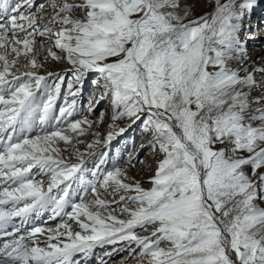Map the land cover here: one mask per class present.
Segmentation results:
<instances>
[{
    "label": "snow or ice",
    "instance_id": "snow-or-ice-1",
    "mask_svg": "<svg viewBox=\"0 0 264 264\" xmlns=\"http://www.w3.org/2000/svg\"><path fill=\"white\" fill-rule=\"evenodd\" d=\"M198 2L0 0V264H82L78 255L87 260L97 247L121 243L105 255L127 251L146 264H264V59L257 63L242 39L264 0H206L213 10L188 19ZM38 37L45 60L71 65L67 80V73L38 74ZM20 58L27 71L16 68ZM89 72L103 79L93 81L101 89L96 103L110 98L112 121L131 122L109 131L105 144L137 121L150 134L141 148L161 156L150 188L127 168L101 171L104 160L95 180L85 181L83 159L58 158L53 145L91 124L70 119ZM138 155L129 167L145 163ZM37 166L50 177L46 188L32 174ZM73 183L96 198L81 196L64 213ZM100 190L134 194L109 202ZM112 203L123 204L128 218L108 211ZM49 207L80 230L65 222L20 235L32 214ZM138 228L151 231L138 235Z\"/></svg>",
    "mask_w": 264,
    "mask_h": 264
},
{
    "label": "rangeland",
    "instance_id": "rangeland-1",
    "mask_svg": "<svg viewBox=\"0 0 264 264\" xmlns=\"http://www.w3.org/2000/svg\"><path fill=\"white\" fill-rule=\"evenodd\" d=\"M36 5L43 3L47 6L48 0H35ZM212 3L206 2V0H199L196 3L195 8L192 10L188 19H195L196 17L202 16L205 13L211 12ZM79 15V13H77ZM256 21V22H255ZM251 22V23H250ZM254 22V23H252ZM247 23H250L251 29L249 32H246L242 39L248 40V52L250 56L259 63L260 59H264V3H261L254 11L251 20ZM254 24V25H253ZM249 37H254L249 39ZM46 43V41H45ZM36 48L38 50V61L43 64V67L38 69L39 75H45L49 72L57 73L64 75L67 73L66 80L71 76L69 70L71 69V65L64 60H53L49 57L47 60L44 59L47 56V51L45 49L40 48V38H37ZM55 50V49H53ZM58 54H60L58 52ZM26 60L20 58L16 68L20 70V72L27 71L28 69L24 68V64ZM19 74V73H17ZM55 81V76L48 79V83L52 84ZM93 81H98L100 84L103 83V79L97 72H89L83 81V86L79 88L77 95L75 96L76 106L74 115L70 118L71 120H83L85 117L88 121L91 122L90 126L88 124H82L81 126L86 129L83 135H79L77 133L68 134L71 136V142L65 143L63 141H57L54 147L59 148V157L69 163H78L81 159H83L84 164V179L85 181H94L95 177L93 176V172L96 171L97 165H100V161L104 160L105 163L101 165V171H110L114 170L116 167L127 168L128 175L133 177L136 181L141 183V186L145 189L150 188L152 185L149 182V178L155 174V169L157 167L156 162L161 158L159 154H153L150 147L141 148V145H147L151 136L149 133L144 132L142 130V124L140 121H137L132 127L127 128L122 134L114 135L113 139L110 143L105 144V139L107 137V133L109 131L118 132L119 128H126L129 123H131L127 118L119 119L115 122L112 121V107H111V99L106 98L101 100L98 104L96 100L101 94V89L97 88ZM68 91L65 84L62 87V95L58 100V105L64 104L63 96ZM71 100L72 98L69 97ZM90 102L94 105V110L89 112ZM58 111V108H57ZM101 112H104L101 122ZM115 124L114 128L109 127L110 124ZM62 127H67L66 124L62 125ZM39 128L34 130L30 135L35 136L39 132ZM42 134V133H41ZM98 134V135H97ZM99 140V143H94ZM92 145V147H89ZM137 153L138 159L144 160V164L136 163L135 167H129L127 162L130 156H136ZM246 171H250V169H245ZM32 174L37 181H43L44 187H47V183L50 179L48 175L41 174L39 167H35L32 170ZM129 182V181H126ZM87 185H80L78 183H73V187L70 190V203L65 207L64 213L72 212L71 203H79L81 196H85L83 188ZM134 193H118L115 195H111L110 193H106L103 190H100V198L105 199L109 202L119 199L120 195H132ZM96 197L89 192L85 196V201H92ZM128 207H134L135 205H127ZM264 206V205H261ZM124 207L123 204L112 203L111 208L108 211H111L112 214L119 216L121 219H127L126 213H121L120 208ZM95 211V209H91ZM39 216L32 214L30 217L29 223L23 224L21 227L20 235H26L28 231H30L33 227H42L44 229H52L56 230L59 225L67 222L71 225L72 231H79V227L74 220H70L67 215L61 213L60 216L54 217L52 215L51 207L48 210L41 211ZM54 214V213H53ZM104 216H107V212L102 213ZM53 216L55 218L54 222H46L48 218ZM14 223L16 226H21L22 221L19 217L14 218ZM48 226V227H47ZM50 226V227H49ZM11 227H9L8 231H11ZM61 232L64 229L59 228ZM138 235H147L148 232L151 231L149 228L148 231H144L142 229H137ZM66 239V237H65ZM3 241L0 240V243ZM41 245H44L41 243ZM126 245L121 243L117 245H105L104 247H97L94 249V255L87 260H84L81 256H77V260H81L82 264H99V259L103 257L106 264H123L125 260H127V264H146V260L141 261L137 257L129 258V253L127 251L124 252H116L112 256H106L105 253L112 252L113 248L125 247ZM163 247H167L168 245H162ZM135 247V245H133ZM138 251V249H137Z\"/></svg>",
    "mask_w": 264,
    "mask_h": 264
},
{
    "label": "bare ground",
    "instance_id": "bare-ground-1",
    "mask_svg": "<svg viewBox=\"0 0 264 264\" xmlns=\"http://www.w3.org/2000/svg\"><path fill=\"white\" fill-rule=\"evenodd\" d=\"M256 22V21H255ZM251 23V22H250ZM252 23H254V22H252ZM254 25V24H253ZM264 50V49H263ZM45 210V212H46V210H48V208L47 209H44ZM44 210H42L43 212H44ZM42 213V212H41ZM52 215L54 216V214L52 213ZM53 216H51L50 218H48L47 219V221L46 222H54V220H55V218H53ZM54 217H56V216H54ZM48 227V226H47ZM50 227V226H49ZM49 229V228H48ZM59 231H61V230H59ZM40 239L43 241L44 239H45V236H40ZM53 242H55V241H53ZM41 247H44L45 245H40ZM78 259V258H77Z\"/></svg>",
    "mask_w": 264,
    "mask_h": 264
}]
</instances>
